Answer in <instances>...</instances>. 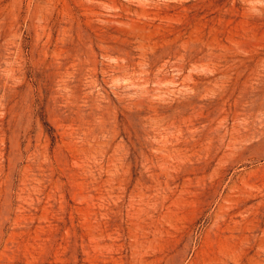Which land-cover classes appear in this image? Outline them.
Here are the masks:
<instances>
[{"label": "rangeland", "instance_id": "1", "mask_svg": "<svg viewBox=\"0 0 264 264\" xmlns=\"http://www.w3.org/2000/svg\"><path fill=\"white\" fill-rule=\"evenodd\" d=\"M0 264H264V0H0Z\"/></svg>", "mask_w": 264, "mask_h": 264}]
</instances>
